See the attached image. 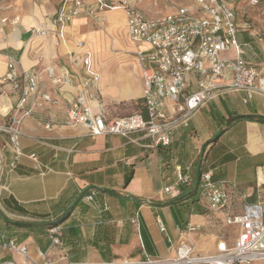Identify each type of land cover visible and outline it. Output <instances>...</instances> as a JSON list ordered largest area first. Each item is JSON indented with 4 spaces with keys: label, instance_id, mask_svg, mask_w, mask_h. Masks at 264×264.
Listing matches in <instances>:
<instances>
[{
    "label": "crops",
    "instance_id": "1",
    "mask_svg": "<svg viewBox=\"0 0 264 264\" xmlns=\"http://www.w3.org/2000/svg\"><path fill=\"white\" fill-rule=\"evenodd\" d=\"M59 2L0 1V78L12 58L18 76L22 70H34L38 92L55 100L45 102L39 95L28 100L27 108L37 105L23 120V154L14 166L8 134L0 131V263L38 261L40 251L52 264L133 261L144 252L155 256L152 258L171 257L181 240L176 226L190 223L203 230L210 223L207 208L198 199L201 170L211 169L214 179L236 184L238 208L264 199V120L258 119L264 118L263 93H254L247 102L240 90L214 98L193 114L187 126L173 131L167 146L147 147L151 140L142 132L131 134L137 141L131 142L115 134L90 136L82 125L69 124L67 106L75 98L76 84L83 75V68L72 62L69 54L77 40H83L84 50L92 52L99 73L98 89L109 117L137 112L122 113L119 105H113V111L108 108L111 88L117 81L122 82L117 96L122 100L142 98L143 86L136 47L129 38L138 68H124L118 73L97 65L93 48L99 51L103 45L89 41L92 35L86 23L95 22L92 18L84 14L74 18L65 26L61 39L51 24ZM263 5L264 0L259 6H246L240 0L235 12L237 39L243 45L241 57L264 74V40L259 42L251 35L255 28L264 32ZM107 15L108 26L126 30L121 10L108 11ZM15 16L20 19L12 23ZM4 17L8 21L3 23ZM41 26L49 29L46 37L33 32ZM233 55V51L224 53ZM47 67L64 80L53 83ZM189 78V89L193 90L195 77ZM16 106L17 93L9 82L0 81V123H7L9 115L5 114ZM233 115L252 119L229 123ZM31 153L38 157V168L28 156ZM179 169L190 177L189 183L176 182ZM167 186H173L170 193L163 192ZM91 190H95L93 200L87 201L84 196ZM157 219L163 222L164 231L158 229ZM54 227L59 244L52 242ZM197 236V232H189L183 237L202 243ZM215 238L209 241L214 244ZM10 239L26 246L27 257L2 246ZM162 241L168 255L162 254Z\"/></svg>",
    "mask_w": 264,
    "mask_h": 264
},
{
    "label": "built area",
    "instance_id": "2",
    "mask_svg": "<svg viewBox=\"0 0 264 264\" xmlns=\"http://www.w3.org/2000/svg\"><path fill=\"white\" fill-rule=\"evenodd\" d=\"M159 0H60L51 16L55 33L62 39L64 28L74 18L84 14L95 22H103L108 11L121 10L124 14L126 32L135 45V56L141 70L143 86V112L109 117L101 100L98 89L99 73L92 60V52L85 49V42L77 40L75 49L70 51L71 60L80 64L83 75L76 84L75 98L68 104L66 121L86 128L88 135L98 136L115 134L131 138V134L142 132L151 143L147 147L167 146L172 141L173 131L180 126H187L193 114L207 102L229 90L245 92L243 101L256 92L264 94V74L255 66L246 63L241 54L243 45L238 42L237 16L235 5L240 0H186L184 5L172 7L163 14H149L141 7L146 2L149 6L158 5ZM246 6H259L262 0H244ZM245 10V9H244ZM260 14L264 18V5ZM19 16L11 19L18 22ZM8 21L7 17L1 22ZM34 34L46 37L49 29L41 26L33 30ZM252 37L261 42L264 32L254 29ZM244 45H247L245 43ZM84 50V51H82ZM233 51V56L224 53ZM53 83H60L64 78L56 76L52 67H47ZM194 75L195 88L189 76ZM1 83H10L17 93V106L5 115L7 123H0V131L8 134L13 149V161L21 156L20 139L22 123L30 114L26 104L30 97L39 95L45 102L55 100L47 93L38 92V74L34 70H22L19 76L15 71V60L9 58L7 69L0 78ZM39 167L35 153L28 155ZM188 168V167H187ZM47 169V168H46ZM40 174L44 170H39ZM190 177L180 169L176 182L187 184ZM173 186L163 188L170 193ZM237 186L229 180H216L211 169L201 170L198 180V199L207 210L220 212L222 222L232 230V234H221L215 238L214 250L199 251L192 242L183 237L189 232H198L199 225L188 223L176 226L181 237L171 257L152 258L146 252L143 257L122 262H80L68 264H254L264 260V199L254 203H244L237 207ZM95 190L85 194L87 201H92ZM137 222V219L134 220ZM158 229L165 227L160 219L156 220ZM56 233L52 237L54 244H59ZM4 248L17 251L27 257L26 246L10 239L3 243ZM41 260L28 259L24 264H52L39 252ZM0 264H17L3 261Z\"/></svg>",
    "mask_w": 264,
    "mask_h": 264
},
{
    "label": "rangeland",
    "instance_id": "3",
    "mask_svg": "<svg viewBox=\"0 0 264 264\" xmlns=\"http://www.w3.org/2000/svg\"><path fill=\"white\" fill-rule=\"evenodd\" d=\"M1 1V0H0ZM186 0H159L158 5L149 6L146 2L141 3V7L147 11L149 14H163L167 11L173 9L178 5H184ZM121 17V16H120ZM118 17V19L120 18ZM261 17H263L261 15ZM109 15L105 14V20L101 23L99 22H88V30L91 32L92 39L89 41L93 43H102L101 49L96 51V47L93 49L95 52V59L99 69L101 68H111L117 73L122 69L138 68L136 61L133 58V53L131 50V45L128 42V35L125 27L117 29L112 26H108ZM87 40V39H86ZM134 73V72H133ZM120 74V73H119ZM139 74L137 69L136 77ZM134 75V74H133ZM130 79H128V82ZM132 81V80H131ZM137 82V78L135 79ZM122 86L121 81H117L116 84L111 88V103L108 104V108L113 111V105H119L121 107L122 113H130L133 111H140L142 103H138V99L132 100H122L119 99L118 92ZM138 109V110H137ZM210 215V223L203 229L197 232V238H201L202 243H197V240H193V245L201 252H211L214 250L212 241L214 236H220L221 234H232V230L224 225L222 222V214L220 212H211L207 210ZM156 235L160 237L159 231H156ZM168 244V243H167ZM162 254L168 255V250L166 249V243L161 242ZM143 257V255H142ZM155 257V256H150ZM254 264H264V260L257 261Z\"/></svg>",
    "mask_w": 264,
    "mask_h": 264
},
{
    "label": "trees",
    "instance_id": "4",
    "mask_svg": "<svg viewBox=\"0 0 264 264\" xmlns=\"http://www.w3.org/2000/svg\"><path fill=\"white\" fill-rule=\"evenodd\" d=\"M140 102L142 103V98H139V99H138V103H140ZM140 111L143 112V105H142ZM239 119H252V117H251V116L243 117V116L233 115V116H230L229 123H231L232 121L239 120ZM258 119H259V120H264L263 117H262V118H258Z\"/></svg>",
    "mask_w": 264,
    "mask_h": 264
},
{
    "label": "water",
    "instance_id": "5",
    "mask_svg": "<svg viewBox=\"0 0 264 264\" xmlns=\"http://www.w3.org/2000/svg\"><path fill=\"white\" fill-rule=\"evenodd\" d=\"M243 117H247L249 115H242ZM219 137V134L213 138V141H215Z\"/></svg>",
    "mask_w": 264,
    "mask_h": 264
}]
</instances>
